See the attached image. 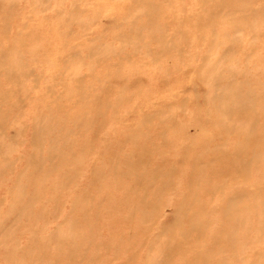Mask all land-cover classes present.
<instances>
[{
  "label": "rangeland",
  "instance_id": "374dc122",
  "mask_svg": "<svg viewBox=\"0 0 264 264\" xmlns=\"http://www.w3.org/2000/svg\"><path fill=\"white\" fill-rule=\"evenodd\" d=\"M0 264H264V0H0Z\"/></svg>",
  "mask_w": 264,
  "mask_h": 264
}]
</instances>
